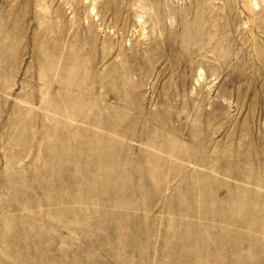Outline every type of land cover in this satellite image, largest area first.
<instances>
[{
	"label": "rangeland",
	"instance_id": "rangeland-1",
	"mask_svg": "<svg viewBox=\"0 0 264 264\" xmlns=\"http://www.w3.org/2000/svg\"><path fill=\"white\" fill-rule=\"evenodd\" d=\"M0 264H264V0H0Z\"/></svg>",
	"mask_w": 264,
	"mask_h": 264
}]
</instances>
